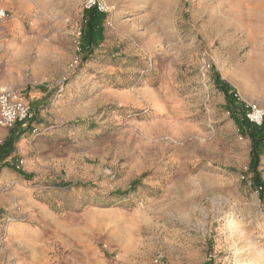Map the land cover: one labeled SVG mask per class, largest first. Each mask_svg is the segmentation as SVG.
Here are the masks:
<instances>
[{"label":"rangeland","instance_id":"1","mask_svg":"<svg viewBox=\"0 0 264 264\" xmlns=\"http://www.w3.org/2000/svg\"><path fill=\"white\" fill-rule=\"evenodd\" d=\"M81 2L0 0V45L25 35L0 82L31 112L5 129L27 135L0 165V264H74L76 235L104 264H264L251 141L216 83L264 97V0H104L90 52Z\"/></svg>","mask_w":264,"mask_h":264},{"label":"trees","instance_id":"2","mask_svg":"<svg viewBox=\"0 0 264 264\" xmlns=\"http://www.w3.org/2000/svg\"><path fill=\"white\" fill-rule=\"evenodd\" d=\"M85 16L86 23L81 34V49L84 52H90L103 38L102 22L104 16L98 13L95 9L87 11ZM216 83L218 85V90L224 95L227 109L231 111L233 120L238 126L239 133L243 136H247L251 141L248 171L253 175L252 184L258 192L260 200L264 201V183L257 172L259 157L264 153V123L261 126L250 124L244 117V104L237 103L235 95L229 92V87L224 83L218 84V78H216ZM19 136L20 134H17L16 136L11 135L10 138L0 146V160L7 158L10 155L13 151V145L19 139Z\"/></svg>","mask_w":264,"mask_h":264},{"label":"crops","instance_id":"3","mask_svg":"<svg viewBox=\"0 0 264 264\" xmlns=\"http://www.w3.org/2000/svg\"><path fill=\"white\" fill-rule=\"evenodd\" d=\"M259 9H264V7L262 6ZM248 15H252L255 17H258L261 22L258 24H254L253 29H255L256 31H258L262 36L264 35V11H258V12H253L250 13ZM16 22V21H15ZM2 24V23H1ZM10 25V22L6 21L2 24V28L3 29H8ZM16 29L14 34H18V36L14 39L13 42L9 43V44H1L0 45V62H4V76L1 77L0 74V79H2V81L4 83H8V84H12L14 85V83H16L18 81V77L20 76V71L13 67L12 65V61L11 58L14 57L13 54L14 52L17 51V47L20 45V41H22L25 37L24 34L20 33L19 31V23L16 22L15 25ZM7 38H5V41H7ZM3 48H5L6 50H4ZM12 56V57H11ZM1 65V63H0ZM222 79H224V81H226V83L229 85L230 87V91L235 90L237 95L239 96L240 94L242 96H244V98L246 99L245 102H251L254 103L256 105H258L261 108H264V97H261L260 95H254L251 94V96H249L248 94H246V92H244L243 88L240 86L239 83H237L235 81L234 77H229L226 76V78L222 75ZM159 108H161L160 106L156 108V110H158ZM228 114V112L226 113ZM27 130L24 129L23 127H15L14 130L11 131V133L13 135H17L20 134L18 141L22 140L25 138V135H27ZM10 134H8V131L5 129H0V137H3L4 139H6ZM10 137V136H9ZM17 153H15V150L13 152H11V155H9L7 158L1 159L0 160V165L4 164V163H8V160H10L11 158L15 157ZM77 238H73V239H69L68 238V243H71V245H75L74 249H76L77 251V255L80 257V261L74 263V264H104L99 258H89L88 256L86 257V248L84 246V240L81 239V237H79L78 235H76ZM32 264H37V262H33Z\"/></svg>","mask_w":264,"mask_h":264},{"label":"built area","instance_id":"4","mask_svg":"<svg viewBox=\"0 0 264 264\" xmlns=\"http://www.w3.org/2000/svg\"><path fill=\"white\" fill-rule=\"evenodd\" d=\"M80 6L86 10L96 9L99 13L109 11L104 0H82ZM5 19L6 12L0 10V23ZM62 21L68 24L70 20L65 18ZM245 108L244 116L250 124L261 126L264 123V108L253 103H247ZM30 118V110L20 101L16 91L13 88L3 86L0 82V127L11 128L17 123L27 122Z\"/></svg>","mask_w":264,"mask_h":264}]
</instances>
